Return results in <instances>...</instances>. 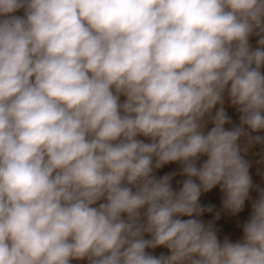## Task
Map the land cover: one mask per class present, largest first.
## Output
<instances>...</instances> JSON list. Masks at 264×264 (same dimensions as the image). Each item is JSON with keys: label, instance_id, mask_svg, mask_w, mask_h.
<instances>
[{"label": "clouds", "instance_id": "9594fccd", "mask_svg": "<svg viewBox=\"0 0 264 264\" xmlns=\"http://www.w3.org/2000/svg\"><path fill=\"white\" fill-rule=\"evenodd\" d=\"M262 133L264 0H0V264H264Z\"/></svg>", "mask_w": 264, "mask_h": 264}, {"label": "rangeland", "instance_id": "374dc122", "mask_svg": "<svg viewBox=\"0 0 264 264\" xmlns=\"http://www.w3.org/2000/svg\"><path fill=\"white\" fill-rule=\"evenodd\" d=\"M20 14V13H17ZM253 43L255 41L253 40ZM225 109L229 115L233 117V121L238 123L239 114L235 112V109L230 106L229 102L226 100ZM264 134V133H262ZM256 155L250 156V159L253 161V167L250 169V172L253 176L254 183H259L264 186V164L256 163V161L260 160L262 156H264V150H262L261 146H256L253 150ZM175 168V165L167 166L165 169L161 170V174L163 171H169ZM255 196V193L252 194ZM202 203H214L219 208L220 206V193L218 189H214L211 193H207L202 195L201 197ZM250 210V206L246 202V210L241 214L242 217L246 218L248 211ZM206 219H210L211 217L206 215ZM217 226L221 228V237L223 235H230L232 239H237L240 236V231L235 228V219L230 218L227 215L222 216L220 221H217ZM160 251H166L163 249H158L157 254ZM73 264H84V262H73Z\"/></svg>", "mask_w": 264, "mask_h": 264}]
</instances>
